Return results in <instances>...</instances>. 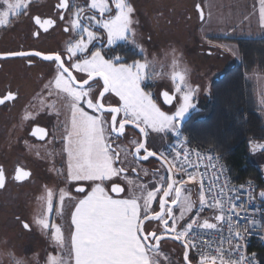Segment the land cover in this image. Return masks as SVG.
Listing matches in <instances>:
<instances>
[{"label": "snow or ice", "instance_id": "6c2138e0", "mask_svg": "<svg viewBox=\"0 0 264 264\" xmlns=\"http://www.w3.org/2000/svg\"><path fill=\"white\" fill-rule=\"evenodd\" d=\"M29 0H3L0 5V26L6 25L10 18L19 16L28 8ZM114 4V8L112 7ZM259 15L264 18V0H259ZM70 11L69 24L76 30L79 39L74 42L69 41L67 47V61L60 53L43 54L40 52H9L5 56L25 57L29 63L32 57H42L43 60L53 62L55 89L64 94L67 107L71 112L70 122L64 125V132L61 141L64 144L62 151L67 153V167L64 177L66 181L90 182L86 191L80 186L76 189L83 196L73 198L69 193L60 190L58 193V207L55 215L62 216L65 199L69 201L76 199L73 204L74 211L70 212L69 224V247L65 248V237L62 227L54 222L50 223L49 216L54 213L53 198L54 192L51 189L45 190L40 199V210L34 217V223L41 230L50 232L51 239L61 252H67L66 256L49 255L45 264H70L68 257L74 260V264H160V241L164 236L158 235L157 231L151 230L153 222H158L163 226V232H171L170 238L181 241L185 245L184 259L191 264L188 250L196 248L195 237H190V232L197 224L195 219L184 221L185 215L191 213L195 207L190 196L183 195L184 185L188 181H194L196 176L191 173H183L177 169L173 160L161 152L157 157V152L149 150L146 142L150 132L164 133L175 132L181 135L180 123L184 121L191 111H197V104L194 100L200 91L198 85L193 86L187 83L183 72L173 71L171 80L174 81L172 91L167 89L158 93L146 91L148 87L144 84L146 80L163 79L164 75L155 70L154 61L147 59L133 60L131 63L124 62V58L112 55L115 51L113 45L118 41L136 44L135 19L136 9L132 0H91L88 7L91 10H98L101 18L96 15H83L84 8L72 6L69 0H60L57 6ZM200 8V5H197ZM107 14V15H105ZM201 9V17L203 18ZM63 20L65 17L58 15ZM35 23L44 28L45 31L56 23L49 18L42 20L35 17ZM99 26L106 30V36L102 37L92 30V27ZM67 31V29H65ZM38 34V33H37ZM99 42V47L93 44ZM92 45L93 50L89 49ZM107 48V51L102 49ZM143 48L140 54L143 55ZM175 50H173V53ZM80 56H77V54ZM179 63V58L173 59V67ZM151 69V71H148ZM76 75H73V73ZM79 76V79L77 78ZM143 85V86H142ZM52 87V81L45 85L46 89ZM107 94V96H106ZM112 94L118 97L115 105L106 107L112 99ZM49 95H52L49 92ZM155 95V98H154ZM16 94L8 91L0 97V105L6 101H14ZM264 104V99L261 100ZM84 106H81V105ZM162 106L169 107V111L162 110ZM85 107L90 110L86 111ZM133 125L129 130L130 134L143 137V141L133 139L132 144L136 146L135 152L139 154L143 150L146 155L144 160L157 157L162 166H167L169 173L167 179L161 178L160 187L155 184L152 190L141 185L139 194L133 191L130 196L120 198L118 194L124 193L125 188L116 183L113 178H119L125 173V168L116 166L117 162L122 165L119 145L113 148V140L124 135L126 126ZM139 132L136 133L135 130ZM35 134L45 135L42 128H36ZM253 148L264 149V144H253ZM180 153L176 156L179 157ZM199 156L200 153H197ZM187 161V155H185ZM181 173L176 179L173 172ZM58 174L60 170H57ZM155 174V173H154ZM187 175V180L184 179ZM30 176V172L23 168L17 170L15 179L25 180ZM125 179L127 177L125 176ZM6 176L3 167H0V188H4ZM129 184L133 181L129 180ZM110 184L109 190L104 185ZM166 185V186H165ZM223 195V189L219 190ZM117 194V195H113ZM159 194V199L157 196ZM264 197V191L260 192ZM200 205L212 210H219L215 215L217 221H230V231H234L237 238L242 237V231L247 232L249 227L255 225L252 220L248 226H241L238 223H231L232 214L239 215L235 203L229 199L230 208H225L223 201L212 198L208 203L203 191V182L200 184ZM153 201H156L160 211L151 208ZM179 203V216L173 215V208L170 205ZM169 220L172 221L171 226ZM25 229H30L31 225L23 222ZM203 229H215L217 225L210 223L207 219L198 225ZM264 228V224L261 225ZM231 245V241H229ZM201 249L205 247L203 244ZM236 249L243 247L240 243L231 245ZM231 251V248H230ZM224 250H218L220 264H244L248 259L241 254L232 261L225 262L223 259ZM10 257L9 264H26L24 259H17L15 254L9 251L6 253ZM255 253L252 258H255ZM35 259V256L33 257ZM167 260V257H164ZM217 256L200 255L199 264H215ZM257 264L259 262L257 261Z\"/></svg>", "mask_w": 264, "mask_h": 264}, {"label": "flooded vegetation", "instance_id": "af4514ba", "mask_svg": "<svg viewBox=\"0 0 264 264\" xmlns=\"http://www.w3.org/2000/svg\"><path fill=\"white\" fill-rule=\"evenodd\" d=\"M59 3L60 0H29L26 11L0 26V97L8 91L16 94L14 101H6L0 105V167H3L6 176L5 187L0 188V256L2 246L13 249L23 246L31 238L34 230L29 219L30 215L35 214L36 198L44 195L46 188L50 189L52 181L65 178L67 153L62 151L64 144L61 135L65 123L70 122L71 112L64 94L55 89L56 65L37 56H33L29 63L25 57L4 55L9 52H58L67 61L69 41L74 42L79 36L69 24L70 11L57 7ZM73 3L84 8L83 15L91 14L101 18L98 10L88 7L91 0H69L70 6ZM132 3L136 9L135 19L138 21L135 25V40L140 47L118 41L117 45L112 46L115 49L112 55L123 57L127 63L144 59L154 61L157 71V56L161 52L163 39L175 36L180 27L195 25V16L198 14L200 17L197 5L202 4V0H132ZM2 4L3 0H0V5ZM112 7L114 8V4ZM58 15L65 18L61 20ZM35 17L42 20L51 18L56 23L45 31L35 23ZM92 30L102 37L106 36V30L99 26L92 27ZM93 44L99 47L98 41H93ZM141 47L143 55L140 54ZM89 49L93 50L92 45H89ZM102 51H107V48ZM49 81H52V87L46 89L45 85ZM145 84L148 85V91L159 86L158 80H146ZM165 89L160 88V91ZM85 110L90 111L86 107ZM36 128L44 129L46 134L34 135ZM128 129L129 127L125 136ZM125 140L124 137L113 140V145ZM158 143L160 144L159 141ZM129 147L133 165L156 163L163 170L165 180L167 179V172L158 161L152 158L140 161L133 154L136 146L129 141ZM148 149L161 153L159 145H153L149 140ZM144 154L141 151L139 156ZM20 168L30 172V176L22 181L15 179ZM57 170H60L59 174ZM80 186L82 185L79 184L78 187ZM193 188L196 193L197 188ZM23 222L29 223L30 229H25ZM151 230H156L158 234L164 233L160 227L154 229L153 225Z\"/></svg>", "mask_w": 264, "mask_h": 264}, {"label": "rangeland", "instance_id": "374dc122", "mask_svg": "<svg viewBox=\"0 0 264 264\" xmlns=\"http://www.w3.org/2000/svg\"><path fill=\"white\" fill-rule=\"evenodd\" d=\"M203 6V5H202ZM198 18V14L195 16ZM191 24L186 25L183 28L180 27L175 36L165 37L163 39V45L161 52L157 56V72L164 75L163 79H157L159 86L156 89H153L151 92L158 93L160 88H166L169 91L173 90L174 81L171 80V73L175 71L183 72L186 76L187 83L196 86L198 85L200 91L197 93V97L194 102L197 104V109L200 108L201 101L205 100L211 93V86L213 80L222 74V72L233 65L234 58L230 54H221L219 48L210 47L207 43L203 41V38L200 36L198 26ZM166 34V33H165ZM240 62L244 66L245 70H250L257 63L261 64V68L264 69V42L258 41H241L240 42ZM173 50L175 52L173 53ZM175 57L179 58V63L176 65L175 69L173 67V59ZM233 61V62H230ZM249 73V72H248ZM251 78V77H250ZM253 82V81H252ZM145 84V81H144ZM143 86V85H142ZM252 87V84H251ZM253 89V88H252ZM148 91L147 89H145ZM253 96L249 102V108L253 111H256L264 121V104L261 103L263 99L264 88L254 90ZM155 98V97H154ZM118 97H115L112 94V99L108 102V105H115ZM170 107V106H169ZM169 107L162 106V110L169 111ZM193 111L190 110V114ZM188 114L187 117L190 115ZM186 117V118H187ZM128 129L127 139L118 144L119 151L121 153V159L124 160V163L120 166L124 167L127 171L119 178H113L116 183H119L124 186L125 192L122 198L130 196L133 191H136L139 194L140 186H147L148 190H152L153 184L157 187H160L161 178L165 179L163 170H160V166L156 163L146 164L144 166L131 163L130 156V147L129 141L133 139L141 140L140 136H136L135 133L130 134ZM136 132V131H135ZM138 133V132H136ZM173 133V132H169ZM150 132L148 136L149 143L159 145L160 152L164 151V148L167 145L166 136L169 134ZM161 141H160V140ZM160 142V144L158 143ZM253 144H264V141H251ZM117 147V145H115ZM252 154L251 160L257 165L264 163V150L254 149L251 147ZM170 160V159H169ZM116 166H118L116 164ZM132 167H135V171L131 170ZM155 173V174H154ZM125 176L127 179H125ZM133 181L132 184H129L128 181ZM82 185L87 188V191H90L88 185L90 182H75V181H66L65 178L60 181H52L50 189L54 192L53 205L54 213L49 216L50 223L54 222L62 227L64 237H65V248L69 247V224H70V212L73 210V204L76 202V199L69 201L66 197L65 204L63 208V215H55V209L58 205V193L60 190H63L70 194L73 198L82 197V193L76 191L78 185ZM110 184H105L104 187L106 190H109ZM183 195L190 196L191 200L194 202L195 207L191 213L185 215L184 221H180V224H183L185 221L190 219H195L197 222L203 223V220L207 219L210 223H215L214 213L211 210H201L200 203L197 200L198 190L194 193L193 186H184ZM159 194L157 200L159 199ZM39 197L36 198L35 205V214L30 215V219L33 226V235L28 241L24 243L23 246L16 248H8L2 246L0 261L1 264H9L10 257L6 255L9 251L15 254L17 259H24L26 264H45V261L49 255H59L66 256L67 252H61L57 248L51 239V233L41 230V228L35 224L34 217L38 215L40 208ZM151 208L155 211L157 208V202L153 201ZM180 209L179 203L173 210V215L179 216ZM212 218V220H211ZM218 223V222H217ZM215 223V224H217ZM172 221L170 223V226ZM154 229L162 226V224L155 223ZM161 256L160 264H184L183 262V248L171 240H164L161 244ZM35 256V259L33 257ZM167 257V260L164 257ZM70 264H74V260L71 257H68Z\"/></svg>", "mask_w": 264, "mask_h": 264}, {"label": "built area", "instance_id": "2783aa9c", "mask_svg": "<svg viewBox=\"0 0 264 264\" xmlns=\"http://www.w3.org/2000/svg\"><path fill=\"white\" fill-rule=\"evenodd\" d=\"M180 132V136L174 132L172 141L167 142L163 153L170 160L176 157L174 163L177 169H181L183 166V173H191L196 176L194 181L188 182L193 183L191 185L197 188L198 202L200 203V184L202 181L204 195L208 203H211L212 198L215 197L223 201L225 208H230L229 199L236 204L239 215L232 214L231 223L248 226L252 220L256 221L255 225L249 227L247 232L242 231L243 238H237L234 231H230L228 219L222 222L215 219V215L219 214L218 209L212 210L207 207V204L203 205V209L211 210L214 213L215 223H218L215 229L199 228L198 225L201 222L194 225L190 232V237H195L197 245L196 248H191L194 262L199 264V256L208 255L217 256L215 263L220 264L218 250L222 248L225 262L229 259L235 261L239 255L243 254L248 257L244 264H257V261L261 264L257 252L249 249L253 244L264 246V228L261 227L264 224V199L259 198L258 183L253 180L233 181L225 159L219 152L213 147L193 143L187 133L181 129ZM177 153H180L179 157L176 156ZM197 153L200 155L198 156ZM185 155H187V161L184 158ZM174 173L176 179H179L181 173H176L175 170ZM184 179L187 180V175H184ZM262 180L264 182V171H262ZM220 189H223V195H221ZM199 206L201 209V205ZM229 241H231V245L240 243L243 247L239 249L231 247ZM202 244L205 247L201 249ZM253 253L256 254L254 259L252 258Z\"/></svg>", "mask_w": 264, "mask_h": 264}, {"label": "trees", "instance_id": "16d2710c", "mask_svg": "<svg viewBox=\"0 0 264 264\" xmlns=\"http://www.w3.org/2000/svg\"><path fill=\"white\" fill-rule=\"evenodd\" d=\"M252 96L245 68L235 62L213 80L210 95L184 120L182 130L193 143L219 152L233 181L257 182L259 198L264 199L260 196L264 191L262 170L252 162L250 147L252 140L264 141V121L249 108ZM249 249L257 252L260 263L264 264V246L253 244ZM191 259L194 260L192 254Z\"/></svg>", "mask_w": 264, "mask_h": 264}, {"label": "crops", "instance_id": "0c3cea01", "mask_svg": "<svg viewBox=\"0 0 264 264\" xmlns=\"http://www.w3.org/2000/svg\"><path fill=\"white\" fill-rule=\"evenodd\" d=\"M202 5L204 19L201 21L200 17H195L200 36L210 47H218L221 54L232 55L234 62L241 63V41L264 42V18L259 15V0H202ZM246 78L254 90L264 88V69L261 64L257 63L246 71ZM262 95L264 99V92ZM173 134L166 136V142L172 141ZM257 166L264 171L263 162Z\"/></svg>", "mask_w": 264, "mask_h": 264}, {"label": "water", "instance_id": "95a60500", "mask_svg": "<svg viewBox=\"0 0 264 264\" xmlns=\"http://www.w3.org/2000/svg\"><path fill=\"white\" fill-rule=\"evenodd\" d=\"M198 5H200V8H198V10H199V12H200V20L202 21L203 19H204V15H203V18L201 17V9L203 10V7H202V4L201 3H198ZM203 14H204V10H203ZM108 105H106V107H107ZM133 128L134 126L133 125H127L126 126V131H127V128ZM179 127H180V129L182 130L183 129V121H181V123H180V125H179ZM136 132H139V130L138 129H136L135 130ZM125 134H126V132H125ZM124 134V135H125ZM141 137V141H143V137H142V135L140 136ZM121 138H123V137H121ZM146 147L148 148V139H147V142H146ZM113 148H116L114 145H113ZM135 149H136V147L134 148V150H133V154H134V156H135V158H137L138 160H140V161H148L149 159H151V158H149L148 160H144L143 159V156L144 155H146V153L143 155V156H139V154H136V152H135ZM141 151H143V150H141ZM159 154L160 153H157V157L159 156ZM157 157H152V159H155L156 161H158L160 164H161V162L158 160V158ZM117 165L118 166H120V163H119V161L117 162ZM162 165V164H161ZM121 167V166H120ZM164 168H165V170H166V172H167V177H168V175H169V173H168V171H167V166H163ZM127 171L125 170V173H126ZM173 175H174V177H175V173L173 172ZM176 178V177H175ZM121 185V184H120ZM189 185H191V184H188V183H186L184 186H189ZM191 186H194V185H191ZM84 187V186H83ZM121 187H124L123 185H121ZM85 189H86V187H85ZM124 193H120V194H118L119 196H122ZM114 196L115 195H117V194H113ZM178 205V204H177ZM177 205H170L172 208H173V210H174V208L177 206ZM155 211H160V208L158 207V204H157V208H156V210ZM155 223H158V222H153L152 223V225H154ZM170 223H171V220H169V225H170ZM159 224V223H158ZM151 225V226H152ZM160 228H161V230H163V226H160ZM154 231H156V230H154ZM158 234V233H157ZM158 235H162V236H164V239H162L161 241H160V248H161V244H162V242L164 241V240H171V241H174L175 243H177V244H179L182 248H183V255H182V258H183V262H184V264H188V261H186L185 259H184V253H185V251H186V249H185V245H184V243L183 242H181V241H176V240H174V239H172V238H170L171 236H172V233L171 232H168V233H163V234H158ZM188 256H189V260L191 261V264H197L196 262H194V260H192L191 259V249L190 250H188ZM209 264H211V262H209ZM216 264V263H215Z\"/></svg>", "mask_w": 264, "mask_h": 264}]
</instances>
